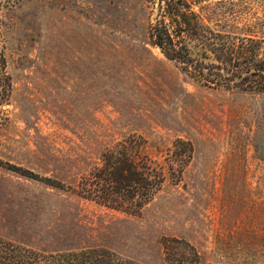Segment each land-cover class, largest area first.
<instances>
[{"label":"rangeland","instance_id":"1","mask_svg":"<svg viewBox=\"0 0 264 264\" xmlns=\"http://www.w3.org/2000/svg\"><path fill=\"white\" fill-rule=\"evenodd\" d=\"M153 9L0 0V237L47 253L103 248L139 264H165L163 243L176 239L206 264H264V93L182 73L150 44ZM195 10L211 24H254V14L264 24V0ZM130 135L163 176L153 201L131 216L75 195L101 152ZM176 140L192 150L171 174Z\"/></svg>","mask_w":264,"mask_h":264},{"label":"trees","instance_id":"2","mask_svg":"<svg viewBox=\"0 0 264 264\" xmlns=\"http://www.w3.org/2000/svg\"><path fill=\"white\" fill-rule=\"evenodd\" d=\"M205 1L150 0L154 6L148 32L151 46L175 62L182 73L206 86L264 93V24L255 14L254 24L240 23L238 18L211 24L195 10ZM0 72H4L1 47ZM1 86L6 91L7 85ZM179 145L183 147L182 154L173 151ZM172 148L167 158L169 169L171 174L181 173L189 162L192 147L189 142L176 140ZM43 182L52 188H63L48 178ZM162 182V174L146 153L145 140L130 135L105 148L98 164L72 190L84 200L137 216L159 193ZM162 248L165 264H206L183 241L169 240ZM0 264L139 263L103 248L47 253L0 237Z\"/></svg>","mask_w":264,"mask_h":264}]
</instances>
